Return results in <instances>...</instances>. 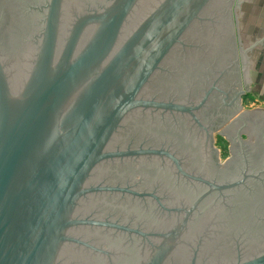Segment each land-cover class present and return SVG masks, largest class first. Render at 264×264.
Returning <instances> with one entry per match:
<instances>
[{
  "label": "water",
  "instance_id": "1",
  "mask_svg": "<svg viewBox=\"0 0 264 264\" xmlns=\"http://www.w3.org/2000/svg\"><path fill=\"white\" fill-rule=\"evenodd\" d=\"M28 1L0 13L31 24L0 23V264H264V126H221V164L198 116L230 72L214 25L234 37L241 95L256 75L240 0ZM204 25L215 76L195 98L180 57L198 58Z\"/></svg>",
  "mask_w": 264,
  "mask_h": 264
},
{
  "label": "flooded vegetation",
  "instance_id": "2",
  "mask_svg": "<svg viewBox=\"0 0 264 264\" xmlns=\"http://www.w3.org/2000/svg\"><path fill=\"white\" fill-rule=\"evenodd\" d=\"M28 0H0V13L3 12H12V13H23L27 12L29 8H31L33 5L28 3ZM234 15L236 16V9L233 12V19ZM19 16V15H18ZM226 21V20H225ZM1 23V22H0ZM2 25L8 26V24L13 25V30L19 31L20 29L23 30L26 26L30 27V22L26 21L24 18H21L20 20L17 19V17L11 21H4L2 20ZM209 25V24H208ZM208 25H204L202 27V34L199 38V41H195L194 46L196 48L192 47L191 51L193 54H198V58H192L190 57L189 54L186 56L180 57V61L183 64L181 65V73L183 76V79L185 78V83L187 86L191 89L192 96L193 97H198L199 95L203 96L205 93H207L209 90H211L212 83L214 82V76H215V68H214V61L209 62L208 60H204L203 56L206 55L208 52L211 51L212 47L214 46L206 41V37H209L210 35H214L213 37L216 36L215 32L211 29V33H209V27ZM216 33H218L220 36H228L225 38L226 44L225 46L221 45L222 50H227L229 54V58L225 62H223L224 66L223 68H226L227 66H230V72L227 74V76L220 82L221 86H217V90H212L210 94L208 95L207 102L205 103L204 107L202 108V111L198 113V116L200 117V121L203 125H206L207 121H212L215 124V130H214V144L213 148L215 149L216 155L219 158L220 163L222 164L225 162L227 159L222 161V152L221 150L216 146V139H222L225 143H227L229 149H228V157H230V143L224 136V134L227 136V134L224 132V134L221 133L222 129L221 126L223 127L224 124L231 120H236L235 117L240 116L242 112H249L252 113L251 119L254 118V121L251 122L255 123L257 121L259 124H261L257 130L262 129L264 126V110L262 109H246L245 108V101L248 99V96L251 94V87L254 82L257 81V75L254 77H251L248 75V79L250 80V87H249V92L242 94L243 93V88H242V79L240 78V74L238 71V66L235 63V43H234V37L230 35V28L226 26L225 31L221 28H218L216 25H214ZM12 35H5L3 37L4 44L9 45L12 48L13 54H16L17 52V45L19 40L17 41L16 34L14 36ZM231 36V40L230 37ZM14 38V39H13ZM212 46V47H211ZM200 48V49H198ZM196 49V50H195ZM189 50H187L188 53ZM235 53V54H234ZM178 58V57H177ZM205 58V56H204ZM195 64L200 65V69L194 68ZM173 67L176 66V62L172 63ZM193 67L195 70L192 72ZM251 71V68H250ZM199 82L196 86L190 84L192 81ZM173 92L177 93L179 92L178 90L180 89L178 86H172ZM181 88H184L182 86ZM233 115L232 118H230ZM227 119V120H226ZM236 123V122H235ZM234 123V125H235ZM238 123V122H237ZM239 124V123H238ZM233 125V127L228 129V135L230 137L235 138L237 135V131H239V128H237ZM240 126V125H239ZM214 129V128H213ZM212 129V130H213ZM211 130V131H212ZM261 131V130H260ZM259 131V132H260ZM258 132V146H262L263 141L260 138L261 134ZM206 133L203 132L202 135L199 136L202 141L206 138ZM241 140L245 141L247 138L245 136L240 137ZM254 139V138H253ZM199 140V141H201ZM251 144H255V140H252ZM256 144V145H257ZM193 150L192 152H198L197 149L191 148ZM256 158V155H254Z\"/></svg>",
  "mask_w": 264,
  "mask_h": 264
},
{
  "label": "crops",
  "instance_id": "3",
  "mask_svg": "<svg viewBox=\"0 0 264 264\" xmlns=\"http://www.w3.org/2000/svg\"><path fill=\"white\" fill-rule=\"evenodd\" d=\"M239 36L245 48L254 47L251 71L257 76V55L264 54V0H240L236 13ZM248 25L249 27H246ZM258 78V77H257Z\"/></svg>",
  "mask_w": 264,
  "mask_h": 264
},
{
  "label": "rangeland",
  "instance_id": "4",
  "mask_svg": "<svg viewBox=\"0 0 264 264\" xmlns=\"http://www.w3.org/2000/svg\"><path fill=\"white\" fill-rule=\"evenodd\" d=\"M263 4V0H262ZM246 27H249L246 25ZM259 55V54H258ZM257 55V70L259 76L257 81L253 83L251 87V94L245 101L244 105L246 109H262L264 110V54ZM216 146L221 150L223 156L222 161L227 159L228 145L222 139H216Z\"/></svg>",
  "mask_w": 264,
  "mask_h": 264
}]
</instances>
